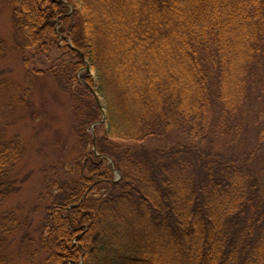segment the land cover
Instances as JSON below:
<instances>
[{
    "label": "trees",
    "instance_id": "obj_1",
    "mask_svg": "<svg viewBox=\"0 0 264 264\" xmlns=\"http://www.w3.org/2000/svg\"><path fill=\"white\" fill-rule=\"evenodd\" d=\"M11 7L13 52L58 38L74 59L22 65L71 101L75 156L22 218L1 208L25 151L0 130V264L13 242L28 264H264V0Z\"/></svg>",
    "mask_w": 264,
    "mask_h": 264
},
{
    "label": "rangeland",
    "instance_id": "obj_2",
    "mask_svg": "<svg viewBox=\"0 0 264 264\" xmlns=\"http://www.w3.org/2000/svg\"><path fill=\"white\" fill-rule=\"evenodd\" d=\"M11 1L0 0V40L6 45V51L0 56V130L2 141L17 136L25 152L16 165L19 190L4 200L1 209L18 213L23 218L35 206L41 211L42 203L38 199L43 190L41 169L55 164L61 156L69 164L75 156L71 101L48 76L29 75L22 65L23 60H27L28 69L38 71L74 59L58 38L43 54L35 49L23 50L22 54L13 52V41H22V36L15 35L12 28ZM70 9L73 11L71 6ZM86 68L94 76L89 66ZM95 99L102 110L101 100ZM99 134L101 132L97 131ZM31 217L34 224L39 219V215ZM5 255L8 264H28L26 253L14 242L7 247Z\"/></svg>",
    "mask_w": 264,
    "mask_h": 264
},
{
    "label": "water",
    "instance_id": "obj_3",
    "mask_svg": "<svg viewBox=\"0 0 264 264\" xmlns=\"http://www.w3.org/2000/svg\"><path fill=\"white\" fill-rule=\"evenodd\" d=\"M87 71H88V69H87ZM104 120H105V114H104V112H102V121H101V122H99V123H97V124L103 123V122H104Z\"/></svg>",
    "mask_w": 264,
    "mask_h": 264
}]
</instances>
